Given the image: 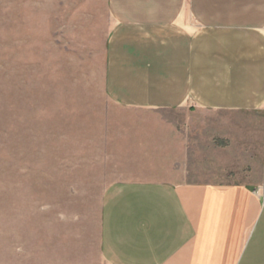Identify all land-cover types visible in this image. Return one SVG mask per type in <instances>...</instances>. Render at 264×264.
Returning <instances> with one entry per match:
<instances>
[{
	"label": "crops",
	"instance_id": "obj_1",
	"mask_svg": "<svg viewBox=\"0 0 264 264\" xmlns=\"http://www.w3.org/2000/svg\"><path fill=\"white\" fill-rule=\"evenodd\" d=\"M102 3V264H264V0Z\"/></svg>",
	"mask_w": 264,
	"mask_h": 264
},
{
	"label": "rangeland",
	"instance_id": "obj_2",
	"mask_svg": "<svg viewBox=\"0 0 264 264\" xmlns=\"http://www.w3.org/2000/svg\"><path fill=\"white\" fill-rule=\"evenodd\" d=\"M103 7L0 0V264H102Z\"/></svg>",
	"mask_w": 264,
	"mask_h": 264
}]
</instances>
